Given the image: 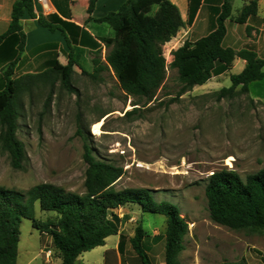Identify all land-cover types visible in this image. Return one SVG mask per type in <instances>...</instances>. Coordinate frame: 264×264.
I'll return each mask as SVG.
<instances>
[{
	"label": "rangeland",
	"instance_id": "374dc122",
	"mask_svg": "<svg viewBox=\"0 0 264 264\" xmlns=\"http://www.w3.org/2000/svg\"><path fill=\"white\" fill-rule=\"evenodd\" d=\"M165 45L164 55L170 63L173 57ZM107 53L103 44V62ZM15 59L12 78L47 68H38L41 63L32 54L0 55V88L5 70ZM80 62L85 65L84 59ZM136 65L137 58L122 72L124 81L136 78ZM59 67L63 72L56 80L39 81L18 98V137L25 145L26 157L23 167L16 169L0 147V186L26 192L50 183L83 193L88 143L95 155L123 168L118 188L148 187L156 191L157 200L180 207L189 223L186 249L179 256L182 264L239 260L264 264V230H235L214 222L205 192L207 179L215 171L232 170L245 178L264 166V79L252 82L247 93L218 99L217 92L231 85L230 75L241 72L235 67L170 103L179 83L177 71L169 68L164 86L148 103L127 95L112 71L104 70L99 78H93L74 65L68 72L66 59ZM65 78L73 88L64 84ZM137 101L140 105H134ZM105 114L102 132L94 133V124ZM131 210L150 235H164L165 215L143 212L135 204ZM35 211L41 220L55 217L54 212L41 210L38 203ZM20 230L22 254L36 256L34 264H43L40 248L53 245L44 242L28 218L22 219ZM152 239L148 240L157 252L165 251L164 239ZM56 259L47 264H56Z\"/></svg>",
	"mask_w": 264,
	"mask_h": 264
},
{
	"label": "trees",
	"instance_id": "16d2710c",
	"mask_svg": "<svg viewBox=\"0 0 264 264\" xmlns=\"http://www.w3.org/2000/svg\"><path fill=\"white\" fill-rule=\"evenodd\" d=\"M95 1H90L89 13L93 11ZM257 8L258 0H252L242 9L238 21L243 22L255 16ZM25 15L37 16L33 0L15 1L8 30L0 35V55L6 57L24 51L26 33L21 21ZM231 15L232 0H224L214 29L198 40H185L171 51L173 58L167 63L163 46L185 25L179 8L171 0H127L118 10L96 19L109 24L114 31L113 36L100 39L108 48L106 62L101 60V44L95 40V47L91 49L95 55L91 61L85 60V65L80 62L86 53L85 46L71 47L67 55V71L76 65L84 74L93 78H99L104 70L112 71L120 79L127 95L144 98L149 103L155 100L157 92L164 86L167 69H175L179 89L171 97V103L194 86L203 85L213 76L231 70L234 60L240 58L246 61L245 67L241 72L230 75L231 85L222 87L217 97L232 98L240 92L247 93L252 82L264 79V58L260 57L254 45L248 44L239 50L223 45L227 31L226 20ZM194 16L195 10H192L188 21L191 22ZM38 22L51 31L60 29L65 33L63 28L54 25L43 15L38 17ZM250 31L251 28H248ZM11 41L18 48L13 50ZM135 58L136 78L124 81L122 72ZM16 64L17 59L7 67L3 76L5 83L0 88V147L8 153L11 165L20 169L23 167L26 149L18 137V98L39 81L56 80L63 68L56 67L55 60L48 63L43 72L12 78ZM64 84L73 88L67 78ZM134 105H140V102ZM85 149L84 159L88 168L83 193L67 191L50 183L38 184L26 192L0 186V264H17L23 218L30 219L34 228L52 237L55 256L61 258V264H76L81 254L105 244L108 236L118 232L122 219L117 210L133 204L143 212L167 217L165 233L158 235L159 240H165V261L166 264H182L179 256L186 249L189 223L180 207L168 200H157L156 191L148 187L118 188L123 168L95 155L88 143ZM205 192L214 222L235 230H264V166L245 178L232 170L215 171L207 179ZM37 203L41 210L54 212L55 217L38 219L35 213ZM146 237H149V233L139 222L131 239L133 248L142 264H154L146 250ZM224 264L247 263L239 260L226 261Z\"/></svg>",
	"mask_w": 264,
	"mask_h": 264
},
{
	"label": "crops",
	"instance_id": "0c3cea01",
	"mask_svg": "<svg viewBox=\"0 0 264 264\" xmlns=\"http://www.w3.org/2000/svg\"><path fill=\"white\" fill-rule=\"evenodd\" d=\"M17 0H0V35L4 34L10 25L13 4ZM91 0H48L51 11L42 13L43 6L34 3L36 17L25 15L22 18L23 30L26 33V44L24 53L28 56L35 55L40 61L38 68L44 69L57 60L56 67L64 60L68 62L66 55L71 51V47H84L86 53L84 60L91 61L94 57L95 40L103 47L101 37L111 36L112 28L105 22L96 19L107 15L109 12L116 11L120 5L127 0H96L93 11L88 12ZM180 10L183 21L185 22L177 35L166 43L170 54L173 49L181 46L185 40L195 41L208 35L215 27L216 17L221 10L224 0H171ZM252 0H232V15L226 20V35L223 40L225 47L239 50L246 45H254L260 57L264 58V0H258V11L255 16L248 17L245 21L239 22L242 9ZM195 10V16L191 22L188 21L190 12ZM43 15L54 25L63 28L51 31L49 28L39 24L38 17ZM248 28L251 31L248 32ZM12 48L15 43L10 42ZM91 51V52H89ZM11 52V50H10ZM80 54L79 52H74ZM172 56V55H171ZM246 61L236 58L232 69L239 67L242 71ZM229 70L213 76L222 77ZM132 205H126L117 210L122 219L119 223L118 232L106 238L105 244L84 252L77 260L76 264H142L139 255L133 248L131 239L134 236L135 228L140 222V218L131 210ZM123 211V212H121ZM124 215L128 218H125ZM134 229L132 230V227ZM153 234H157L154 231ZM160 234V233H159ZM158 234V235H159ZM158 235H150L152 241H159ZM149 237L145 238L146 250L154 264H166L165 251L159 253L153 244L149 242ZM44 242L52 244V237L47 233H41ZM162 240V239H161ZM158 243V242H157ZM53 245V244H52ZM44 247V246H43ZM53 247V246H52ZM40 248V256L41 254ZM56 264H61V258L56 257ZM36 256L30 257L23 255L21 249L18 251L17 264H34ZM43 264H47L45 257Z\"/></svg>",
	"mask_w": 264,
	"mask_h": 264
},
{
	"label": "built area",
	"instance_id": "2783aa9c",
	"mask_svg": "<svg viewBox=\"0 0 264 264\" xmlns=\"http://www.w3.org/2000/svg\"><path fill=\"white\" fill-rule=\"evenodd\" d=\"M34 2L43 6L42 12H40V14L49 13L51 11L48 0H34ZM41 254L44 255L45 261L47 263H52L53 259L56 258L54 248L50 246L41 249Z\"/></svg>",
	"mask_w": 264,
	"mask_h": 264
},
{
	"label": "bare ground",
	"instance_id": "6f19581e",
	"mask_svg": "<svg viewBox=\"0 0 264 264\" xmlns=\"http://www.w3.org/2000/svg\"><path fill=\"white\" fill-rule=\"evenodd\" d=\"M104 124V118H101L94 124V133L100 134L102 132V125Z\"/></svg>",
	"mask_w": 264,
	"mask_h": 264
}]
</instances>
